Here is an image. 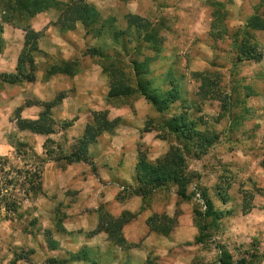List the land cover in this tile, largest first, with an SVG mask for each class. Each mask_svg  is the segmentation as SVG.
I'll list each match as a JSON object with an SVG mask.
<instances>
[{"label":"rangeland","instance_id":"obj_1","mask_svg":"<svg viewBox=\"0 0 264 264\" xmlns=\"http://www.w3.org/2000/svg\"><path fill=\"white\" fill-rule=\"evenodd\" d=\"M82 1L98 13L97 22L85 28V56L100 68L108 89L111 74L129 88L118 99H107L109 106L125 108L131 116L130 127L122 129L127 137L114 142L115 169L121 168L125 152L136 156L128 180L134 189H124L117 177L114 185L124 189L119 190L120 200L138 196L146 201L127 224L145 210L155 213L142 229L160 225L153 231L174 242L160 256L139 242L119 245L115 241L120 236L114 233L109 237L101 232L103 238L88 244L92 232L107 227L104 215L120 217L109 213L116 215L113 207L95 202L99 192L85 200L79 195L89 193L90 182L102 186L108 182L102 152H89L88 147L80 158L88 169L83 165L87 170L71 179L74 170L65 168L69 165L65 158L74 159L83 138H75L72 123H55L45 139L23 133L13 119L0 129V264H129L133 245L144 250L135 257L144 264H264V58L259 63L238 60L244 26L251 17L264 18V0ZM249 34L264 52V32ZM28 54L23 63L28 56L34 63L35 55ZM61 64L57 70L67 68L74 74L78 63ZM23 66L20 79L31 75L32 66ZM200 72L207 74L202 82L194 76ZM4 82L10 80L5 77ZM170 93L178 95V104H170L163 113L152 109L146 114L150 105L143 96L156 94L161 102ZM182 113L196 122L199 131L195 145H186L187 150L184 140L159 128ZM95 114L91 112L92 119ZM148 121L152 123L147 125ZM145 126L154 128L152 134L161 140L153 138L158 144L153 148L139 140ZM171 145L183 150L178 181L167 180L148 196L141 184L147 171L139 169L140 159L161 160ZM131 161L126 159V165ZM58 170L68 172L60 176ZM34 171L40 172L35 193L28 182L35 184ZM91 174L95 181H80Z\"/></svg>","mask_w":264,"mask_h":264},{"label":"crops","instance_id":"obj_2","mask_svg":"<svg viewBox=\"0 0 264 264\" xmlns=\"http://www.w3.org/2000/svg\"><path fill=\"white\" fill-rule=\"evenodd\" d=\"M6 1L8 0H0V2ZM57 1L62 3L67 2V0ZM4 14H6L5 11L2 12L0 9V78H2L3 82H0V129L3 128L4 121H13L14 119L15 123L17 117L26 121L37 120L45 111L46 105L49 106V116L54 123H72L70 129L76 132L75 138L82 137L86 127L93 123L91 112H104L107 114V119L109 121L117 120L124 123L122 127L116 125L114 130L116 133L114 136L111 133L104 132L97 137L93 147H91L92 150L90 146L88 148L89 152H94V150H100V152H102L101 154L103 156H101V159L108 164L104 172L106 175L105 180L108 179V182L105 183L104 186L99 183L98 185L92 184L95 188L97 186L99 188L93 190L91 182L89 185L87 184L88 182H86L95 181L93 174H91L90 177L87 176L88 178L86 180H80L85 181L83 183L87 184L89 193H87L88 190H85L79 195L84 196L81 198L85 200L87 199V195L91 192H96L97 194L99 192L100 194L96 197L95 202L97 204L104 203L105 205L107 204V207L116 209L118 211L116 215L114 212L109 211L114 217L124 213L131 215L139 214L142 204L144 202L146 203L143 197L133 196L125 200H120L123 195H119V190L134 189L133 181L128 180L133 176L136 166L135 153L125 152V157L121 155V158L124 159L119 171L115 169L114 165L116 158L115 154H117L114 142H116L117 139H122L123 141L127 137V133L125 134L122 129L130 127V112L122 107L118 108L108 105L107 99L109 97V89L107 79L102 74L100 68L92 62L91 58L85 56L84 53L86 52L84 49L86 48L87 40L83 25L77 23L73 30H61L57 25L59 12L53 9L37 13L27 20H11L12 22L4 20ZM27 30H31L37 34V39L34 44L36 52H33L35 55L33 63L35 68H33L32 72L34 80L30 83L23 81L9 84L4 82V78L17 73L19 58L27 48L25 45ZM167 40L170 41L168 37ZM165 56L171 57L172 55L171 53H165ZM263 58L264 53L262 60ZM72 62L78 63L77 67H75L76 72L74 71L72 76L61 72L59 69L57 70V68L62 65L61 63L66 64L63 66H69ZM101 74L102 76H100ZM61 94L65 96L58 100ZM28 99L33 101L29 103L27 102ZM179 100L180 99H177L171 105L174 106L178 104ZM141 102L142 101H139L138 104ZM146 103L149 104L148 102ZM152 109L154 108L150 105V107L146 109V114L150 115ZM144 129L140 132L142 138L139 140L141 143L150 145L152 141L156 142L153 140L156 136L152 134L155 133V131L146 132ZM119 131H121V134ZM23 133L36 137H45V139L47 137L32 134L27 131H23ZM158 139L159 138H156V140L160 142L161 140L159 139V141ZM154 142L151 144L152 148L158 145ZM5 143L7 144V142ZM2 144H4V142H1V145ZM123 145L124 142L122 146ZM113 147L115 149H113ZM0 151H2L1 148ZM112 153L114 154L112 155ZM126 159L132 160L133 162L131 161L129 165H126ZM83 165L85 166L81 160L65 167L68 170H74L71 179L76 176V172L81 176L84 170L88 169L86 166L87 169H84ZM58 171L60 176H62V173L68 172L63 170ZM47 173L45 172L44 176H46ZM115 177L121 180L124 189L122 187L119 189V187L114 185ZM102 193L103 196L101 195ZM153 215H155V213L146 212L145 210L141 216H138L133 222L125 225L122 232L123 238L129 244L139 242L143 249L151 248L155 251L156 255H159L161 252L166 254L165 246H168L166 248L170 250L174 241L171 238H165L163 235H157L158 232L153 230L146 231L141 227L144 221L153 217ZM103 236L104 234L102 233L94 235L90 238L88 244H93V242H96L98 238H103ZM107 246L109 247L110 244L108 243ZM96 248L97 247H95V249ZM128 253L129 264L145 263L143 260L138 262L135 258L139 256V254L143 255L142 253H144V250L140 247L136 248V246L133 245V248H130Z\"/></svg>","mask_w":264,"mask_h":264},{"label":"trees","instance_id":"obj_3","mask_svg":"<svg viewBox=\"0 0 264 264\" xmlns=\"http://www.w3.org/2000/svg\"><path fill=\"white\" fill-rule=\"evenodd\" d=\"M0 9L2 12L5 11V13L7 14H4L3 17L4 20L7 21H18L22 19L27 20L31 18V16L33 17L34 15H36L37 13H41L48 9H53L59 12L57 25L63 31L73 30L77 23H81L84 28H87L91 25H94L98 19V13L95 8L83 3L82 0H70L68 4L59 2L57 0H8L6 2H0ZM131 18H134V20L136 19L135 17ZM243 31L245 35L243 36L244 38L242 40V43L240 44L241 47L238 48V60L260 62L262 60L264 52L258 42L255 41L252 35H250L249 33L262 31L264 32V18H260L257 16L249 18L246 25L244 26ZM36 39L37 34L32 32L31 30H27L25 42L27 48L23 51L19 58L17 73L7 76V78L10 80V82H8L9 84L21 82V80H26V82L30 83L34 80V77L32 75L34 68V64L32 61L33 59L29 58L28 56L26 61L23 63L22 58L25 54L36 52V47L34 46ZM94 51L96 52L95 49ZM94 51L91 52L93 53ZM91 56H93V54ZM24 64L32 66L29 69L31 75L27 76L26 78L20 79V77L18 76L21 70H24ZM66 69L67 68H65L61 72L68 74L69 76L73 75ZM194 76L195 78L198 77L197 79L199 80V82H202V76L206 77L207 74L194 73ZM108 78L110 79L109 81H111L108 99L111 98L116 100L119 98L120 95L123 96L126 94V89H129L126 82L118 83L117 81H115V74L109 75ZM112 80H114L116 84H112ZM143 97L155 109L157 113H163L165 111H168L167 109H169L170 104H172L178 99V95H172V93H170L169 99H163L161 102L158 101L156 94L151 95L150 97ZM48 107L49 106L46 105L45 111L35 121L21 120L17 117L16 121L18 129L20 131H29L36 135H50L54 130L53 128L55 123L49 116ZM150 122L151 121H148L147 125H149ZM116 125L117 120L109 121L107 119L106 113L95 114L93 116V123L86 127L83 138H81V141L79 142V148L78 151H76L77 154L72 155V158L74 159L69 161L67 157L65 158V161L69 162V164L81 161L80 158L81 156H83L84 153L87 152V148L89 147V145L93 143V141L95 143L97 137L102 133H113L116 128ZM195 125V121L188 119L186 113H182L180 115H173L170 119H168L161 126H159V128L164 130L166 134L178 140H184L185 145H183V150H187L188 147H186V145H190L191 147L192 143L195 145V139L197 137L196 135L199 134V131L196 130L197 128H195ZM146 126L144 130L146 132L150 131L151 129L146 128ZM153 130L155 129L152 128V131ZM183 150L178 146L171 145L169 147L168 153L161 160L159 159L155 162H149L148 160H146V158L140 159L141 166L139 167V169L142 168L147 171V174L141 178V184L142 187L147 191L148 196L151 194V190L153 187H159V185H162V183L167 184V180H173V182L178 181L177 176L180 170L177 164L181 159H183ZM31 176L36 181H33L35 182V184H32V182L28 181L30 186L29 190L35 193L37 190L40 189V172L34 171L31 173ZM134 216L131 214L124 213L120 215L119 218L112 219L110 216L104 215L103 218L107 223V227L101 228L99 226V228H97L90 235L93 237L94 235L99 234L101 232H106L109 234L110 237L112 233L117 235L119 234L120 239L118 238L115 243L119 242V245H127V242L122 236L121 229L123 225L127 224ZM159 227L162 226H152L151 228L153 230V228ZM160 233H163L162 230L160 231ZM81 256L87 257L84 253H82Z\"/></svg>","mask_w":264,"mask_h":264}]
</instances>
